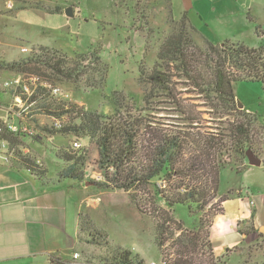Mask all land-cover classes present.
<instances>
[{
  "label": "trees",
  "instance_id": "1",
  "mask_svg": "<svg viewBox=\"0 0 264 264\" xmlns=\"http://www.w3.org/2000/svg\"><path fill=\"white\" fill-rule=\"evenodd\" d=\"M246 19L253 21L249 14ZM192 32L194 29L184 14L176 30L160 44L153 68L149 70L144 61L139 65L140 82L150 86L144 102L155 98L153 91H161L177 114L179 125L171 129L156 128L142 111L132 113L122 108V113L116 111L106 117L88 113L75 104L48 99L41 109L49 117H70L66 125L53 132L55 135L87 138L96 146V165L103 176L102 182L94 183L98 188L128 193L137 211L154 219L156 245L164 264L221 263L214 257L209 241L212 220L222 214L221 206L229 198L218 196L220 172L244 160L246 151L252 149L253 121L238 109L234 85L259 83L264 93V30L261 27L254 26L260 43L257 48L229 41L214 45L205 40L206 50H202L193 43ZM43 50L32 51L24 60L1 63L0 68L36 72L49 80L77 85L93 70L98 80L87 78L86 87L93 90L103 84L106 70L96 52L67 57ZM174 78L183 81L182 85L191 88L193 94L202 96V106L216 116L217 127L200 122L194 105H187L188 99H182L176 92ZM54 156L66 165L55 179H46V168L26 171L47 186L84 182V155L67 147L57 149ZM150 194L152 198L146 199ZM158 202L168 209L155 207ZM181 205L193 207L200 215L190 229L172 217L170 210ZM78 220L81 241L95 247L110 246L107 233L99 230L88 216L79 213ZM100 260L102 264H144L137 255L119 246L112 249L107 259ZM49 261L72 263L54 258ZM75 263L94 264L87 258Z\"/></svg>",
  "mask_w": 264,
  "mask_h": 264
},
{
  "label": "rangeland",
  "instance_id": "2",
  "mask_svg": "<svg viewBox=\"0 0 264 264\" xmlns=\"http://www.w3.org/2000/svg\"><path fill=\"white\" fill-rule=\"evenodd\" d=\"M0 0V64L24 60L37 53L40 48L57 55L72 57L76 53L94 51L105 68V78L99 88L90 90L85 80H98L95 72L77 84L49 80L58 86L62 102L75 104L88 113L113 116L116 111H142L156 128H170L179 125L178 116L161 91H153L148 103L144 95L149 85L140 82L139 65L144 61L151 70L156 54L164 39L177 28V23L186 14L191 20L194 32L193 43L206 50L205 40L214 45L224 41L241 42L249 48H257L259 40L254 26L264 30V0ZM188 6V5H187ZM72 9V16L66 9ZM247 14L253 21L246 19ZM43 50V51H45ZM2 68H0L1 70ZM36 73V72H33ZM48 73V72H46ZM48 75V74H47ZM176 92L187 105H194L197 118L207 127H217L216 116L203 107L201 95L193 94L191 88L174 78ZM236 102L243 113L253 121L251 129V151L264 160V93L259 83L242 82L234 85ZM126 99V100H124ZM42 108V107H41ZM36 110V109H35ZM209 112V113H208ZM70 120L61 117L62 125ZM215 123V124H214ZM42 127L47 139L31 146L42 156L44 166L50 175L66 167L57 160L54 152L78 142L81 147L75 151L86 158L83 166L84 182L77 183L85 198L81 213L108 235L109 247L91 246L79 253L78 262L92 259L102 264L101 258H108L115 246L128 249L142 259L144 264H163L161 252L155 239V222L151 216L142 215L131 203L128 193L98 188L94 183L102 182V172L96 165L97 149L87 138L74 135H55L50 117L41 115L35 120ZM72 150V149H71ZM245 156V155H244ZM246 157L220 172L218 196H230L229 189H238L244 177L237 173ZM74 183V182H73ZM79 192V191H78ZM79 192L78 196L80 197ZM139 195H141L139 193ZM152 194L146 199L150 200ZM155 207L165 209L161 203ZM172 217L180 221L185 229L200 216L193 207L176 206L170 210ZM249 233V229L246 230ZM264 229L254 233L243 248H235L234 254L218 264H264ZM84 237V236H83ZM112 246V247H111Z\"/></svg>",
  "mask_w": 264,
  "mask_h": 264
},
{
  "label": "crops",
  "instance_id": "3",
  "mask_svg": "<svg viewBox=\"0 0 264 264\" xmlns=\"http://www.w3.org/2000/svg\"><path fill=\"white\" fill-rule=\"evenodd\" d=\"M239 173L245 180L227 191L223 212L209 230L214 257L221 262L264 229V167L243 162ZM55 176L47 170V180ZM84 200L71 181L47 186L22 167L0 166V264H52L50 258L69 262L73 253L85 252L91 245L80 240L78 223Z\"/></svg>",
  "mask_w": 264,
  "mask_h": 264
},
{
  "label": "built area",
  "instance_id": "4",
  "mask_svg": "<svg viewBox=\"0 0 264 264\" xmlns=\"http://www.w3.org/2000/svg\"><path fill=\"white\" fill-rule=\"evenodd\" d=\"M45 99L61 101L63 98L58 86L40 73L0 70V166L25 170L45 168L42 156L29 143L39 145L48 137L35 124ZM50 121L54 131L63 127L61 118L50 117ZM80 147L78 142L71 145L74 151ZM250 205H254L252 200ZM78 259L79 254L73 253L71 264H76Z\"/></svg>",
  "mask_w": 264,
  "mask_h": 264
},
{
  "label": "water",
  "instance_id": "5",
  "mask_svg": "<svg viewBox=\"0 0 264 264\" xmlns=\"http://www.w3.org/2000/svg\"><path fill=\"white\" fill-rule=\"evenodd\" d=\"M186 9H188L187 6H186ZM66 15L70 16V17L73 15L71 8L66 9ZM237 106H238V109L243 108V106L239 102H237ZM245 157L248 161V165H250V166L259 167L262 165L261 159H259L257 156H255V154L251 150L246 151Z\"/></svg>",
  "mask_w": 264,
  "mask_h": 264
}]
</instances>
